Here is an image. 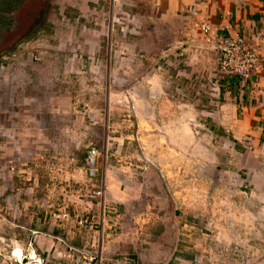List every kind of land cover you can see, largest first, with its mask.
<instances>
[{"label":"crops","instance_id":"obj_1","mask_svg":"<svg viewBox=\"0 0 264 264\" xmlns=\"http://www.w3.org/2000/svg\"><path fill=\"white\" fill-rule=\"evenodd\" d=\"M47 5L38 45L16 37L18 1L0 0V242L18 248L13 253L18 262L35 231L32 246L38 258L44 264H68L53 240L58 231L48 215L61 200L49 180L81 178L87 147L100 139L103 151L116 150L119 156L97 163L96 183H104L106 201L124 207L104 251L105 264H194L193 254L175 252L179 226L145 229L134 242H126V224L142 213H135L143 196L140 183L152 179L145 173L148 164L130 151L137 145L139 154L143 146L146 161V151L151 152L154 171L155 163L177 168L178 100L160 89L176 82L177 87L197 88L192 108L198 111L190 115L203 119L202 138L197 140L188 127L187 150L202 144L207 152L203 165L220 169L231 146L240 164L264 167V0H48ZM51 10L55 13L49 16ZM196 20L206 22L217 38L241 36L260 70L248 81L219 70L216 45L205 41L194 27ZM137 84L159 87L160 93L152 103L148 95H130L138 127L117 129L110 123L116 110L106 115L110 97H102V90ZM164 148L171 153L154 156ZM216 150L222 154L218 162L208 157ZM91 204L94 208V199ZM168 231H174V239ZM68 236L76 246L92 241V233ZM0 255L4 262L15 259Z\"/></svg>","mask_w":264,"mask_h":264},{"label":"rangeland","instance_id":"obj_2","mask_svg":"<svg viewBox=\"0 0 264 264\" xmlns=\"http://www.w3.org/2000/svg\"><path fill=\"white\" fill-rule=\"evenodd\" d=\"M17 1L19 16L14 30L16 37L20 39V42L26 40V37L31 33L28 28L32 24L31 27H34L35 33L27 38L25 42L39 45L40 43L35 42L40 38H38V35L42 33L41 30L46 26V20H48V0ZM43 11L44 14H41ZM53 12L55 13L51 10L49 16ZM43 15L45 16V23L42 22ZM4 32L6 33V30ZM35 58H38V56L36 55ZM169 77H171L170 73ZM172 84L174 87L169 85L160 89L165 94L178 100V139L180 143L177 151L179 153L178 166L177 168L175 166L161 168L155 163L158 169L154 171L149 166L152 164L150 162L152 153L146 151L150 154L147 157L148 161H146L143 146L139 154L138 146H133L132 151H130L131 155H138L141 161L148 164L145 173L151 175L152 179L148 183L143 184L142 181L140 183L142 187L141 195L143 196L137 202L135 213L140 211L142 213L136 214L137 216L132 219L131 225L126 224L130 226L126 232V242H134L136 237L138 238V234L141 235L145 229L150 230L152 228L155 230L157 228L155 226H179V241L175 252L182 257L193 254L196 259L194 264H264V167L260 168L255 162L245 164L246 161L244 164H240L239 157L234 158L235 155L231 146L226 149L224 167L218 169L215 166L207 167L206 164L203 165V158L207 156V152L205 153L202 150L203 145L198 144L194 149L191 146L188 150L187 145H185L188 127H191L193 134L194 130L196 131L197 134L195 133L194 137L197 140L202 138V133H204L202 115L197 114L195 117L190 115V112L194 114L198 111L197 107L192 108L194 104L192 97L196 94L197 88L185 84V87H177L176 82ZM159 93V87L150 89L148 86L137 84L129 87L103 88L101 96L110 97V102L106 101L104 107L106 115L111 110H116L115 118L113 121L111 119L110 123H113V125L115 123L117 129L134 131L138 127L139 118L138 114H134L136 105H133L132 108V104L129 102L131 101L130 95L132 97L148 95V103H152L156 98L155 94ZM86 104L85 108L87 109ZM174 108L175 106H173V110ZM104 119L107 121L106 117ZM123 119L126 121L124 122ZM134 141H137L135 136ZM102 143L99 139L98 144H94L100 150L99 166H101L102 161H105V150L103 151L101 148ZM113 151H115L114 154L118 158L119 152L117 154L116 150H111V152ZM154 153L156 157L157 155L166 156L171 152L164 148L163 151L157 149ZM221 155L216 150V152L210 151L208 157L210 159L211 156H214L215 162H218ZM120 158H122V153ZM211 159L213 161V158ZM164 160L162 159L163 165ZM141 170L144 171V169H139L140 172ZM210 177H212V181L207 183L206 180ZM108 200L122 213L124 207L121 203L113 199ZM55 201L57 202V200ZM153 206L156 207L153 208ZM159 207H162V210L158 209ZM54 208H57V206L55 205ZM160 219L162 220L160 221ZM131 226L136 231L132 230ZM168 234H172L171 238L174 239V231H168ZM148 239L149 237H147ZM143 240V238L139 239V241ZM17 249L9 247L8 243L4 241L0 242V254L11 256V253ZM22 251V257L18 262L16 257L10 263L4 262L0 255V264L29 263L31 260H28L26 250ZM120 253L123 257L125 252ZM42 264H44V261Z\"/></svg>","mask_w":264,"mask_h":264},{"label":"built area","instance_id":"obj_3","mask_svg":"<svg viewBox=\"0 0 264 264\" xmlns=\"http://www.w3.org/2000/svg\"><path fill=\"white\" fill-rule=\"evenodd\" d=\"M116 2L117 0H111V3ZM191 15L196 16L197 13L191 11ZM194 27L201 32L206 42L215 43L219 70L234 74L243 81L250 80L260 70L261 64L258 58L241 36L234 34L217 38L215 31L201 20H196ZM33 59L38 60L35 57ZM114 153L115 151L105 150L104 158H114ZM99 157V148L94 144H89L83 164L78 170L81 178L77 181L73 178L63 181L58 176H53L49 180L51 190L58 191L61 200L57 209L48 215L53 222L52 226L58 231L53 240L57 247L63 248V252L59 256L68 261V264H105L108 258H106L104 251L115 230L118 231L117 222L121 212L115 205L105 200L107 190L104 183H96ZM93 199L94 208L91 204ZM87 201L89 202L88 205L83 203ZM81 203L84 207L81 206ZM81 231L92 233V241L76 246L68 234L74 235ZM37 235L38 232H32L33 240L31 239L28 243L26 252L28 260L30 257L36 258L35 260L42 264V258H38L32 246ZM51 252L56 253V249L53 247ZM13 253L11 256L14 258Z\"/></svg>","mask_w":264,"mask_h":264},{"label":"trees","instance_id":"obj_4","mask_svg":"<svg viewBox=\"0 0 264 264\" xmlns=\"http://www.w3.org/2000/svg\"><path fill=\"white\" fill-rule=\"evenodd\" d=\"M23 8H24V7H23ZM21 10H22V8L20 9V11H21ZM42 13L44 14V11L41 12V14H42ZM42 22H43V21H42ZM31 26H32V24H30V26H29V28H28L29 31H30L31 33H29V35H28L26 38L32 36V35L35 33V32H34V31H35L34 27L32 28ZM27 34H28V33H27Z\"/></svg>","mask_w":264,"mask_h":264},{"label":"bare ground","instance_id":"obj_5","mask_svg":"<svg viewBox=\"0 0 264 264\" xmlns=\"http://www.w3.org/2000/svg\"><path fill=\"white\" fill-rule=\"evenodd\" d=\"M29 260H31V261L29 263H27V264H39V262L37 260L33 259L32 257H30Z\"/></svg>","mask_w":264,"mask_h":264}]
</instances>
